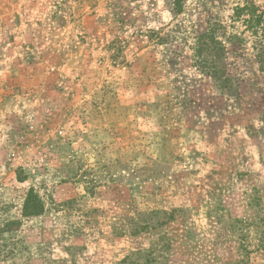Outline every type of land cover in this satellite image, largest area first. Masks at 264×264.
Wrapping results in <instances>:
<instances>
[{"label": "rangeland", "instance_id": "obj_1", "mask_svg": "<svg viewBox=\"0 0 264 264\" xmlns=\"http://www.w3.org/2000/svg\"><path fill=\"white\" fill-rule=\"evenodd\" d=\"M245 4L0 0V264H264V62L191 51Z\"/></svg>", "mask_w": 264, "mask_h": 264}, {"label": "trees", "instance_id": "obj_2", "mask_svg": "<svg viewBox=\"0 0 264 264\" xmlns=\"http://www.w3.org/2000/svg\"><path fill=\"white\" fill-rule=\"evenodd\" d=\"M177 12L182 8V0H173ZM231 24L224 26L220 22H209L203 32L194 38L191 46L193 63L201 69L205 75L210 76L219 87H229L230 79L225 73L223 63V43L219 40V35H225L227 41L233 40L237 45L247 39H252L254 48L258 50L257 59L262 65L264 62V11L255 5H242L233 8ZM235 24L243 26L242 31H227L229 28H235ZM225 31V32H224ZM247 38V39H246ZM228 93L233 94L227 88ZM43 207L41 201L29 190L22 207L23 216H36L42 213Z\"/></svg>", "mask_w": 264, "mask_h": 264}]
</instances>
